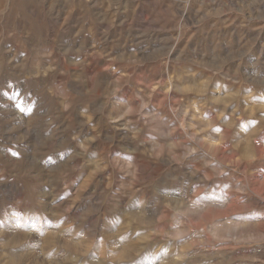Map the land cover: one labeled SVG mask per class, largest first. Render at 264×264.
Listing matches in <instances>:
<instances>
[{"label": "rangeland", "instance_id": "1", "mask_svg": "<svg viewBox=\"0 0 264 264\" xmlns=\"http://www.w3.org/2000/svg\"><path fill=\"white\" fill-rule=\"evenodd\" d=\"M0 264H264V0H0Z\"/></svg>", "mask_w": 264, "mask_h": 264}]
</instances>
